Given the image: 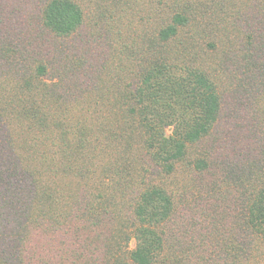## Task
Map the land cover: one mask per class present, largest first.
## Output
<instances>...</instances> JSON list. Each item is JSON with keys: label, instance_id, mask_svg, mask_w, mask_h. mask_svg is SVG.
<instances>
[{"label": "trees", "instance_id": "16d2710c", "mask_svg": "<svg viewBox=\"0 0 264 264\" xmlns=\"http://www.w3.org/2000/svg\"><path fill=\"white\" fill-rule=\"evenodd\" d=\"M0 0V264H264V0Z\"/></svg>", "mask_w": 264, "mask_h": 264}, {"label": "rangeland", "instance_id": "374dc122", "mask_svg": "<svg viewBox=\"0 0 264 264\" xmlns=\"http://www.w3.org/2000/svg\"><path fill=\"white\" fill-rule=\"evenodd\" d=\"M108 2H111V0H86L85 4H86V6H87V4H89V5H91V7L93 9L96 8V10H98V8L101 7V4H105Z\"/></svg>", "mask_w": 264, "mask_h": 264}]
</instances>
